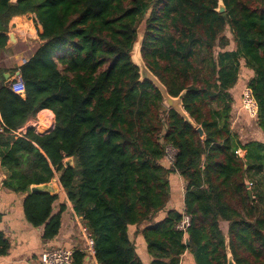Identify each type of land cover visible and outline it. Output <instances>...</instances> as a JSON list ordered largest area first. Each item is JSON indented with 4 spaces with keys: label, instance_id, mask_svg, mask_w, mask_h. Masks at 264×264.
Instances as JSON below:
<instances>
[{
    "label": "trees",
    "instance_id": "16d2710c",
    "mask_svg": "<svg viewBox=\"0 0 264 264\" xmlns=\"http://www.w3.org/2000/svg\"><path fill=\"white\" fill-rule=\"evenodd\" d=\"M26 13L41 43L19 67L23 93L0 71V165L3 186L24 194V215L43 225V238L58 234L65 205L52 215L57 194L30 186L57 175L95 260L142 264L128 228L165 206L174 171L186 183L190 224L178 230L181 212L169 210L141 230L152 264H178L185 250L197 264H226V248L235 264H264V143L242 144L230 129V89L247 67L264 132V0H0V51L11 18ZM140 23L145 65L171 96L186 91L194 125L140 80L131 58ZM43 109L53 115L49 130L14 134ZM166 143L176 149L170 168L161 163ZM7 247L0 233V254Z\"/></svg>",
    "mask_w": 264,
    "mask_h": 264
},
{
    "label": "crops",
    "instance_id": "0c3cea01",
    "mask_svg": "<svg viewBox=\"0 0 264 264\" xmlns=\"http://www.w3.org/2000/svg\"><path fill=\"white\" fill-rule=\"evenodd\" d=\"M9 31L10 34L14 36V40L8 47L0 51V71L4 72V78L8 79L7 82L19 72V67L23 64V59H28L35 48L41 43V40L37 36L31 13L13 16L10 20ZM252 76L253 72L249 68L242 67L236 85L230 89V93L233 96L230 128L238 134L237 139L242 144L253 140H259L264 143V136L249 139L244 136L247 130L244 131L246 125H243L245 124L243 123V119H246V121L249 120H247V113L241 107L240 90L247 84ZM42 113L47 116L50 115L53 120L51 111L43 109L38 111L33 118H30L20 128L27 129L33 122L38 126L41 121L40 117ZM47 119L48 117L46 120ZM42 123L43 125H41V127L44 126L46 121ZM259 131L264 135V132L258 128L257 133ZM239 152L240 156L245 154V150L243 149H239ZM161 163L165 167L170 168L164 159L161 160ZM6 176L7 172L0 165V233L8 244L6 251L0 254V264H39L40 255L44 250L57 247L71 250L73 253L76 251L84 253L85 237L80 230V225L83 224V220L74 213L71 204L66 200L64 191L58 183V178L56 182L53 183L56 190L54 194H57L58 198L52 204V215L60 211L62 204L65 205V208L61 213V223L58 234L53 238L45 239L43 238V225H32L24 215V194L22 192H14L3 186V181ZM247 186L249 187L250 184ZM168 187L169 191L165 206L152 213L140 224L128 228L130 239L134 244L136 253L142 264H152L154 259L147 250L141 230L144 227L153 226L164 219L169 210H176L178 212H183L184 210L186 183L182 177L174 171L169 172ZM219 226L227 241L228 223L226 221H220ZM93 263L94 258L92 256H85L81 264ZM178 264L197 263L193 254L189 250H185L180 255Z\"/></svg>",
    "mask_w": 264,
    "mask_h": 264
},
{
    "label": "built area",
    "instance_id": "2783aa9c",
    "mask_svg": "<svg viewBox=\"0 0 264 264\" xmlns=\"http://www.w3.org/2000/svg\"><path fill=\"white\" fill-rule=\"evenodd\" d=\"M27 59H23V63L26 62ZM9 88L16 93L24 92V82L20 76V73H17L11 80L8 82ZM241 105L243 110L247 113V115L251 118H255L257 116L258 107L257 102L252 94V90L245 85L242 89L241 93ZM52 118L49 119V123L45 128L43 127L42 132L49 130L53 126ZM35 124L30 125L28 128H36ZM27 128V129H28ZM5 130V124L3 120L0 118V133ZM26 129L19 128L15 131V135L24 134ZM176 149L170 143H166L164 145V154L163 159L167 163L168 166L172 167L175 162ZM190 224V216L183 210L181 212V219L177 223L176 228L182 232H185ZM80 230L85 237V247L84 254L85 256H92L94 258V249H93V239L88 232L87 228L84 224L80 225ZM39 264H75L73 252L71 250L57 247L52 249L44 250L40 255ZM93 264H100L94 258Z\"/></svg>",
    "mask_w": 264,
    "mask_h": 264
},
{
    "label": "water",
    "instance_id": "95a60500",
    "mask_svg": "<svg viewBox=\"0 0 264 264\" xmlns=\"http://www.w3.org/2000/svg\"><path fill=\"white\" fill-rule=\"evenodd\" d=\"M218 11L219 12L224 11V6L221 2H219ZM142 36H143V32H142ZM13 40H14V36L12 34H10L9 35V41L7 42L5 47H8L12 43ZM141 41H142V37L139 40L137 38L136 42L133 45L132 51H131L132 61L139 68L140 80L150 81L160 92L162 100H163V104L167 108H171V109L175 110L187 122L194 125L192 119L188 116V114L184 110L183 104H182V99H183L186 91L183 90L177 96H171L168 93L166 87L161 83V81L145 65V63L142 59V56H141V52H140ZM197 131H198L200 136L203 135V131H202V128L200 126L197 127ZM65 164L66 165H72V157L67 158L65 160ZM56 180H57V177L54 176L52 181H50L48 183H44V184H40V185H31L30 191L31 192H47L50 194H54L56 192V190L53 186V183L56 182ZM226 264H235L234 260L232 258V255H231L228 248H226Z\"/></svg>",
    "mask_w": 264,
    "mask_h": 264
},
{
    "label": "rangeland",
    "instance_id": "374dc122",
    "mask_svg": "<svg viewBox=\"0 0 264 264\" xmlns=\"http://www.w3.org/2000/svg\"><path fill=\"white\" fill-rule=\"evenodd\" d=\"M143 27H144V24L143 23H140L139 24V26H138V40L142 37V32H143ZM228 33V32H227ZM228 36H229V39H230V41L232 40V37H231V35L228 33ZM242 89H243V87L241 88V90H240V95H241V93H242ZM241 107H242V105H241ZM48 117V121L46 120V123L44 124L45 126H47V124L49 123V119L51 118L50 117V115L49 116H47L46 114H43L42 113V115H41V117H40V126L41 125H43V121H45V119ZM247 120H249V121H246V119H243L244 121H243V123H245V124H243V125H246V127H244V131H246L247 130V133L244 135L247 139H249V138H257L258 136H260V137H262V136H264V135H262V133H260V131L257 133V130H258V128H259V130H261V128L259 127V125H258V120H257V116L255 117V118H250V117H248L247 116ZM33 124H34V122H33ZM35 126H37V125H35ZM45 126H43L44 128H45ZM37 129H36V131L37 132H42L43 130H45V129H42V128H38V127H36ZM231 129V131L232 132H234V130H232V128H230ZM263 132V131H262ZM235 133V132H234ZM236 134V133H235ZM238 135V134H237ZM237 138H238V136H237ZM240 153V152H239ZM173 172V171H172ZM250 187V186H249ZM248 188V187H247Z\"/></svg>",
    "mask_w": 264,
    "mask_h": 264
},
{
    "label": "bare ground",
    "instance_id": "6f19581e",
    "mask_svg": "<svg viewBox=\"0 0 264 264\" xmlns=\"http://www.w3.org/2000/svg\"><path fill=\"white\" fill-rule=\"evenodd\" d=\"M45 121H46V119H45ZM47 121H48V120H47ZM44 126H45V125H44ZM37 127H38L39 129H40V128H43V127L39 126V124H38V126H37Z\"/></svg>",
    "mask_w": 264,
    "mask_h": 264
}]
</instances>
